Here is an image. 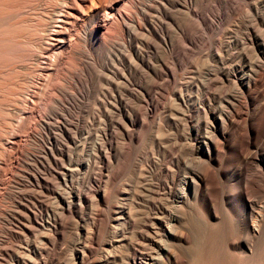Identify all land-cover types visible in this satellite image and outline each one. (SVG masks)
<instances>
[{
    "label": "rangeland",
    "instance_id": "obj_1",
    "mask_svg": "<svg viewBox=\"0 0 264 264\" xmlns=\"http://www.w3.org/2000/svg\"><path fill=\"white\" fill-rule=\"evenodd\" d=\"M20 2L23 3L24 0ZM186 2H190L196 11L191 18L186 14ZM186 2L146 0V3L158 5L159 8L154 6V11L151 12L154 15H151V18L153 17L159 28L156 34L152 35L149 30H144L143 10L130 7L128 14L132 20L140 23L141 30L131 38L124 33L126 42L120 40L111 49L100 51L101 54L88 52L84 64L78 63L67 53L62 56L52 54L50 64L52 67L57 64L53 67V70L56 68L54 72L67 79L60 82L62 88H65L63 92L54 94L58 98L56 108L47 118L41 120L42 123L38 118H26L21 121L20 115L9 112L14 104L11 98L16 97L14 94L17 90L24 92L23 95L20 94L23 101L18 103L21 108L32 106V98L43 111L50 103L48 98L51 86H47L46 80L48 76L36 80L31 90L22 91V86L29 84L26 79L31 74H39V65L32 59L22 61L19 54H30L33 49L23 47L24 50L19 44L21 48L16 51L15 60L11 58L12 62L8 54L4 55H7L6 57L0 55V102L4 104L3 106L0 103V213L2 216L7 211L12 213L14 204L21 200L22 194L25 204L35 211L38 218L29 223L17 217L13 224H8L0 217V246L13 248L38 239L44 242L46 239H55L57 244L47 246L56 254L51 264H73L71 251L80 247L82 241H86V227L91 229L89 226L96 217L95 213L101 209L103 215L98 218V222L102 224L101 232L97 241H89L91 252L86 264H123L129 262L136 243L144 246V218L151 212L149 208L152 202L158 201L153 185L159 181V171L154 161L160 164L161 159H167L168 152H172L174 158L180 154L177 142L178 136L183 134L179 122L184 113L177 106L180 91L197 94V87H193L190 82L195 76L194 80L196 84H200V91L205 92L201 85L206 82L205 73L208 67L230 65V59L241 52L239 41L244 39L249 27L256 23V14L260 12L264 17V0ZM125 3L127 4L126 1L122 4ZM27 15L18 13L11 19V23L15 25L13 28L16 27L13 30L14 35L20 36L21 32H25L21 22ZM151 18L148 21L152 20ZM35 22V27L40 28L41 25ZM35 27L26 32L29 36L33 35L31 38L37 39ZM148 27L146 25V28ZM258 27L264 41V27ZM228 42L235 44L231 55L225 51L222 53V48ZM175 45L178 47L173 51ZM220 54H224L226 62L220 59ZM16 58L19 60L16 61ZM86 58L90 61H86ZM202 68L204 71H201ZM33 90H36V95ZM211 90L210 92H221L220 87ZM185 106L187 109V103ZM59 122L69 126L65 133L57 128ZM37 131L39 134L33 136V132ZM180 156L183 165L192 164L190 155ZM173 164V169H176V162ZM36 173L42 176L46 183L38 184L34 177ZM230 187V194L237 192L235 185ZM100 195H105L104 203L100 202ZM79 196H82L84 201L79 200ZM68 200L72 203L70 208ZM228 201L233 206L239 203L235 195ZM228 201L217 200L216 210L221 220L211 222V225L207 221L206 210L201 205L196 211H192L189 223H177L181 228H187L190 236V242L172 240L186 264L251 263L247 252L227 245L229 240L234 241L239 237V233L241 235L238 217L227 207ZM260 201L264 203V198L259 199V205H262ZM122 203L123 205H120ZM121 206L127 211L132 208L133 215L129 218L126 214L127 217L122 218L126 222L124 227L115 230L118 225V221L114 219L117 217L116 208ZM187 209L193 210L191 206H187ZM55 213L62 224L57 229L50 227L54 225ZM27 223L31 224L30 231L22 229ZM107 249L113 250L116 260L108 256ZM2 252L0 250V255L5 258ZM253 259L257 264H264V227Z\"/></svg>",
    "mask_w": 264,
    "mask_h": 264
},
{
    "label": "bare ground",
    "instance_id": "obj_2",
    "mask_svg": "<svg viewBox=\"0 0 264 264\" xmlns=\"http://www.w3.org/2000/svg\"><path fill=\"white\" fill-rule=\"evenodd\" d=\"M51 1H53V3ZM124 1H126L127 4H122ZM147 1L154 2V0ZM154 6L150 3H146V0H24L23 3H21L20 0H0V55L6 57L7 55H4L8 54L12 62L13 58L15 60L14 56L17 54L16 51L21 48L19 44L22 45V48L33 49V51L29 50L31 52L30 54L27 52L19 54V56H22V61L32 59L34 63L39 65V74H31L26 79L29 84L23 85L22 91H26L24 89L31 90L34 84H36L34 82L43 76H48V79H46L48 82L47 86L48 84L51 86L49 90L50 97L48 98L50 103L44 107V111L37 106L38 104L36 105V103H34L33 98L32 103L29 101L32 106L29 105V107L21 108L19 104L23 100L21 101L20 97L24 92L17 90L14 94V97H16L11 98L14 104L11 108V105L9 106L10 114L20 115L21 121H24L26 118H38L40 121L47 118V115L52 113L56 108L58 98H56L54 94L56 92H63L65 89L62 88L60 82L67 79L65 76H60L59 73L56 74L54 72L56 68L53 70V67L57 66V64L55 66L52 64L53 67L51 66V55L59 54V56H62L67 53L70 57L78 61V63L84 64L83 61L88 52L107 51L120 40L126 42L124 33L127 37L131 38L141 30L140 23L132 20L128 14L129 11H131L129 10L130 7L143 10L144 30H149L151 35L152 33L156 34V30L159 28L158 24L152 19L154 15L151 14V12L154 11ZM184 7L186 8L187 16L191 18L190 16L196 12L195 9H193L190 2L184 3ZM183 12H185V9ZM18 13L28 14L21 22L25 32H21L22 34L19 33L20 36L13 34V30H15L16 27L13 28L15 25L11 23L13 22L11 19ZM151 15L153 16L152 18ZM149 16L152 19L150 21H148V19H150ZM262 16L260 12L256 14V23H254L253 27H249L244 39L239 41V44H241V52L236 56L232 53L234 55L233 59H230L229 56L235 44H233V42H228V44L222 48V53L225 51V53L230 54L227 60L230 59L229 64L231 66L208 67L205 73L206 82L204 85H201L202 88L206 90L205 92L200 91L201 87L200 84H196L194 80L195 76L193 79L190 77V79L193 80L190 82L193 87H197V94H186V92L180 91L177 97V106L184 112L179 122V126L183 129V134L178 136L177 142V150L180 154L176 159L174 158L175 156L172 155V152H168L166 154L167 159L165 157L163 160L161 159L162 162L159 161L160 164L157 163L156 160L154 161L159 171V181L157 180L158 182L153 185L158 201L156 203L152 202L149 208L151 212L144 218V228L142 230L144 246L136 243L134 245V253L131 255L129 262H124L123 264H184V258L182 254L179 253L178 247L172 243V240L190 242V236L186 230L187 228H181L177 223L184 225L185 223H189L192 218V211H196L197 207L201 205L206 210L207 221L211 225V222L220 219L216 210L217 200L221 199L223 201H228L233 195H235L239 203L237 206H233L228 201L227 207L238 217L237 222L239 223L241 235L239 233V237H236L234 241L229 240L227 245L233 249H240L243 252H247V256L251 261L250 264H257L253 258L264 227V203L260 201L262 205H259V199L264 198V41L258 32V29H260V27H258L259 25L262 28L264 27V17ZM33 22L39 23L41 27H35L36 24L34 25ZM146 25L147 27L149 26V29L146 28ZM31 27H35L37 39L32 38L37 40L36 42L30 37L33 35L31 34L29 36L28 32H26V30H30ZM177 47L175 45L173 51L177 49ZM220 55V59L225 61L226 58L224 59V54ZM17 60L19 59L16 58V61ZM85 60L90 61L87 60V58ZM53 62L56 63L55 60ZM202 70L203 68L201 71ZM216 87H220L221 92H210L211 89H215ZM36 90H33L34 95L37 94ZM0 103L3 104L2 102ZM186 103L187 109L185 108ZM200 119H203V121ZM132 122L134 123V121ZM68 127L59 122L57 128L63 130V133H65L64 131L67 130ZM38 134V131L33 132V136ZM186 154L190 155L193 159V161L191 159L192 164L187 166L181 163L180 156ZM174 162H176L177 165L176 169H173L175 165L173 164ZM34 177L37 183H46V180H42L43 177L39 174L36 173ZM234 185L237 187V192L230 194L229 188ZM79 195H81V193ZM82 196H79V200H83ZM20 198L21 200H17L16 203L14 202L15 208L14 210L11 208L13 210L11 211L12 213L7 211L5 215L3 214L4 216L0 213V217L8 224H13V221L17 220V217L23 218L29 221V223L30 221L35 222L36 219H38L35 211L33 212V209L31 210V208L26 205L27 203L25 204L22 194ZM104 198L105 195H100L101 203H104ZM185 203H187V205H185ZM120 205H123V203ZM187 206H191L193 210L189 211ZM70 207H72V203L69 201L68 208ZM4 210L7 209H3V211ZM101 210L95 213L96 217L94 216L95 218L90 225L91 227L89 226L91 229L89 230L86 227V241H80V247H77L79 249L76 248L71 251V260L73 264H86L89 256L88 254L91 252L90 242H92L91 240L98 239L101 232L102 224L98 222V218L103 215ZM132 210L131 208L127 211L124 206L118 209L116 208L117 217L114 219L118 221V225L115 230L124 227V223L126 222L122 220V218L126 216V214L129 215V218L132 217ZM20 212L23 214H20ZM42 220V222H44V219ZM53 222L54 225H50V227L53 226L57 229L59 226H62L56 213ZM29 223H27L28 225H23L22 229L24 231H30L31 224ZM43 230H46V228H43ZM54 238L57 237L54 236ZM80 239L84 240L82 238ZM46 240L45 242L39 239L34 240L35 242L29 241L26 242L24 246L20 245L13 248L0 246V250L3 251L2 253L5 256L4 258L0 255V264H51L56 254L47 246L57 244V240ZM112 245H114V243ZM149 247L151 250H147L150 249ZM108 254V256L113 257L115 260L117 259L113 254V250H108Z\"/></svg>",
    "mask_w": 264,
    "mask_h": 264
}]
</instances>
